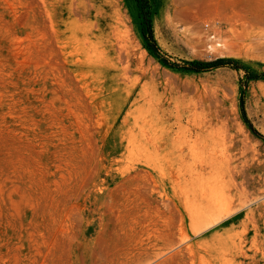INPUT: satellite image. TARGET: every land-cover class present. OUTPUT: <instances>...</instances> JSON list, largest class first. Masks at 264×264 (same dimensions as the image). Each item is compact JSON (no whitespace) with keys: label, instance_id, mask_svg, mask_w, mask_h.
<instances>
[{"label":"rangeland","instance_id":"rangeland-1","mask_svg":"<svg viewBox=\"0 0 264 264\" xmlns=\"http://www.w3.org/2000/svg\"><path fill=\"white\" fill-rule=\"evenodd\" d=\"M0 264H264V0H0Z\"/></svg>","mask_w":264,"mask_h":264},{"label":"trees","instance_id":"trees-1","mask_svg":"<svg viewBox=\"0 0 264 264\" xmlns=\"http://www.w3.org/2000/svg\"><path fill=\"white\" fill-rule=\"evenodd\" d=\"M141 11H142L143 16H144V23L146 26V35H147L148 39L151 40L150 44H148V48L150 50H152L153 52H155L157 50L156 49V40L154 39V36H153V29L151 26L150 18L148 17V11L145 10L144 5L142 6ZM234 62H235V60L232 58H228V59L221 58V59H218V60L212 61V62L197 61V62L191 63V65L187 66V68L199 71V70H202L204 68L211 67L213 65L223 66V65L232 64V63L234 64Z\"/></svg>","mask_w":264,"mask_h":264},{"label":"bare ground","instance_id":"bare-ground-1","mask_svg":"<svg viewBox=\"0 0 264 264\" xmlns=\"http://www.w3.org/2000/svg\"><path fill=\"white\" fill-rule=\"evenodd\" d=\"M244 172H245V171H244ZM243 183H244V182H243ZM241 184H242V183H241ZM246 185H248V184H246ZM243 186H244V184H243ZM243 186H242V188H243ZM240 188H241V187H240ZM248 190H249V189H248ZM245 192H249V191L246 190Z\"/></svg>","mask_w":264,"mask_h":264}]
</instances>
